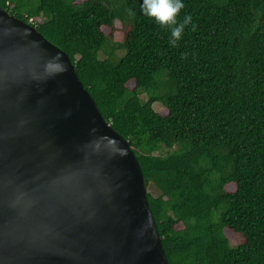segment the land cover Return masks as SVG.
I'll return each mask as SVG.
<instances>
[{
    "label": "trees",
    "instance_id": "trees-1",
    "mask_svg": "<svg viewBox=\"0 0 264 264\" xmlns=\"http://www.w3.org/2000/svg\"><path fill=\"white\" fill-rule=\"evenodd\" d=\"M182 2L197 29L175 48L143 0L0 5L69 56L129 142L170 264H264V0Z\"/></svg>",
    "mask_w": 264,
    "mask_h": 264
},
{
    "label": "water",
    "instance_id": "water-1",
    "mask_svg": "<svg viewBox=\"0 0 264 264\" xmlns=\"http://www.w3.org/2000/svg\"><path fill=\"white\" fill-rule=\"evenodd\" d=\"M0 264H170L129 142L1 5Z\"/></svg>",
    "mask_w": 264,
    "mask_h": 264
},
{
    "label": "clouds",
    "instance_id": "clouds-1",
    "mask_svg": "<svg viewBox=\"0 0 264 264\" xmlns=\"http://www.w3.org/2000/svg\"><path fill=\"white\" fill-rule=\"evenodd\" d=\"M185 5L182 0H143L140 5L142 14L154 21L162 29L170 32L169 45L173 48L178 46L185 28L191 25V31H196L197 25L192 22V16L185 15L182 20H178ZM129 16L135 17V12L129 9ZM187 59V54H184Z\"/></svg>",
    "mask_w": 264,
    "mask_h": 264
},
{
    "label": "rangeland",
    "instance_id": "rangeland-1",
    "mask_svg": "<svg viewBox=\"0 0 264 264\" xmlns=\"http://www.w3.org/2000/svg\"><path fill=\"white\" fill-rule=\"evenodd\" d=\"M232 242H233V243H237V241H236V240H233Z\"/></svg>",
    "mask_w": 264,
    "mask_h": 264
}]
</instances>
